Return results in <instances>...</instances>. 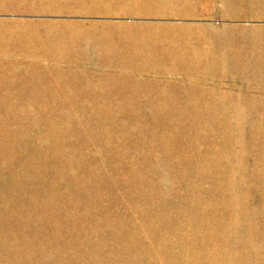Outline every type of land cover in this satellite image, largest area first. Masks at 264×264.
Returning a JSON list of instances; mask_svg holds the SVG:
<instances>
[{
	"label": "rangeland",
	"instance_id": "1",
	"mask_svg": "<svg viewBox=\"0 0 264 264\" xmlns=\"http://www.w3.org/2000/svg\"><path fill=\"white\" fill-rule=\"evenodd\" d=\"M0 60V264H264V0H0Z\"/></svg>",
	"mask_w": 264,
	"mask_h": 264
},
{
	"label": "bare ground",
	"instance_id": "2",
	"mask_svg": "<svg viewBox=\"0 0 264 264\" xmlns=\"http://www.w3.org/2000/svg\"><path fill=\"white\" fill-rule=\"evenodd\" d=\"M29 36H30V33H27ZM40 39V38H39ZM3 60H0V75H2V76H0V77H2V78H6L8 75H11V74H16V73H18L17 71L19 70V69H21V70H25L26 71V67H27V65L28 66H30V65H32V66H34V67H36L35 66V62H33V63H31V64H27V62L25 63V62H23V63H20L19 61H15V60H8V61H6V62H2ZM25 61V60H24ZM4 72V73H3ZM31 74V73H30ZM32 75V74H31ZM30 80H32V79H30ZM0 83H2L3 85V92L5 93V94H7V90H8V83H7V81H6V79H0ZM6 85V86H5ZM10 91H12V90H10ZM20 99L22 100V98L20 97ZM13 100L15 101L16 100V98H13ZM22 101H24V102H30V101H33V97H30V96H26V97H24V100H22ZM99 117V115L97 114L96 115V117ZM92 118H94V115H92L91 116ZM246 250V252L245 253H247V250L248 249H245ZM245 260H249L250 261V263L248 262V261H243L244 263H246V264H254V258L253 259H251V258H248L247 256L245 257ZM242 261V260H241Z\"/></svg>",
	"mask_w": 264,
	"mask_h": 264
}]
</instances>
